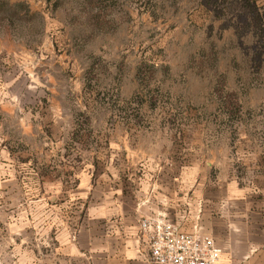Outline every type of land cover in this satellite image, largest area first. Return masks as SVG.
Listing matches in <instances>:
<instances>
[{
    "label": "rangeland",
    "instance_id": "1",
    "mask_svg": "<svg viewBox=\"0 0 264 264\" xmlns=\"http://www.w3.org/2000/svg\"><path fill=\"white\" fill-rule=\"evenodd\" d=\"M129 154L261 191L264 0H0L1 206Z\"/></svg>",
    "mask_w": 264,
    "mask_h": 264
},
{
    "label": "crops",
    "instance_id": "2",
    "mask_svg": "<svg viewBox=\"0 0 264 264\" xmlns=\"http://www.w3.org/2000/svg\"><path fill=\"white\" fill-rule=\"evenodd\" d=\"M127 167L95 179L83 172L74 211L41 210L34 196L1 206L0 192V264H153L140 226L147 217L188 233L199 225L222 250L218 264H264V187L251 192L235 178L185 176L130 154Z\"/></svg>",
    "mask_w": 264,
    "mask_h": 264
},
{
    "label": "built area",
    "instance_id": "3",
    "mask_svg": "<svg viewBox=\"0 0 264 264\" xmlns=\"http://www.w3.org/2000/svg\"><path fill=\"white\" fill-rule=\"evenodd\" d=\"M140 226L147 236L153 264H218L220 261L222 250L199 225L188 233L161 218L147 217Z\"/></svg>",
    "mask_w": 264,
    "mask_h": 264
}]
</instances>
